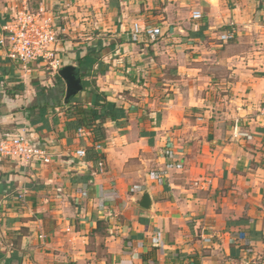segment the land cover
Segmentation results:
<instances>
[{
  "label": "crops",
  "instance_id": "obj_1",
  "mask_svg": "<svg viewBox=\"0 0 264 264\" xmlns=\"http://www.w3.org/2000/svg\"><path fill=\"white\" fill-rule=\"evenodd\" d=\"M26 6L55 14L60 69L0 46V138L51 163L0 160V264H264V0H0V38ZM69 66L108 104L103 173L67 127Z\"/></svg>",
  "mask_w": 264,
  "mask_h": 264
},
{
  "label": "built area",
  "instance_id": "obj_2",
  "mask_svg": "<svg viewBox=\"0 0 264 264\" xmlns=\"http://www.w3.org/2000/svg\"><path fill=\"white\" fill-rule=\"evenodd\" d=\"M194 20H202L203 13L200 10L192 12ZM55 14L49 12L44 7L32 9L28 6L20 10L14 18L5 26L6 34L0 38V46L7 50L8 58L16 64L27 67L34 62H45L54 71L60 69V62L53 50L59 43V33L55 27ZM157 38L162 35L160 28H141L139 24L133 27V37L137 40L142 36ZM235 33L228 31L220 36V41L228 43L234 39ZM264 126V105L260 109ZM87 131L80 129L78 134L86 136ZM96 152L103 150V145H94ZM79 158H86V150L77 151ZM11 160L32 164L41 162L50 164L51 158L47 152L40 147L33 145L30 140L23 135L2 136L0 138V160ZM99 172L105 169L104 162L99 160L97 165ZM87 189L83 191V196L87 197ZM241 239L244 235L241 234Z\"/></svg>",
  "mask_w": 264,
  "mask_h": 264
},
{
  "label": "trees",
  "instance_id": "obj_3",
  "mask_svg": "<svg viewBox=\"0 0 264 264\" xmlns=\"http://www.w3.org/2000/svg\"><path fill=\"white\" fill-rule=\"evenodd\" d=\"M107 102H102L93 107H86L76 101L75 97L68 100L67 127L78 132L80 129L87 130L93 137V143L101 144L107 139L106 121L110 118L106 110ZM87 159L98 165L102 155L95 152L94 147L86 150Z\"/></svg>",
  "mask_w": 264,
  "mask_h": 264
},
{
  "label": "water",
  "instance_id": "obj_4",
  "mask_svg": "<svg viewBox=\"0 0 264 264\" xmlns=\"http://www.w3.org/2000/svg\"><path fill=\"white\" fill-rule=\"evenodd\" d=\"M75 68L74 67H66L61 72L60 75L63 78V80L66 82L67 86V99H70L72 96H75L80 91L83 90V87L81 85L80 79L76 77L74 74ZM135 203L139 205L140 207L151 210L153 200L150 195L149 190L142 191L138 198L136 199Z\"/></svg>",
  "mask_w": 264,
  "mask_h": 264
},
{
  "label": "rangeland",
  "instance_id": "obj_5",
  "mask_svg": "<svg viewBox=\"0 0 264 264\" xmlns=\"http://www.w3.org/2000/svg\"><path fill=\"white\" fill-rule=\"evenodd\" d=\"M216 72L218 73V74H216L218 77L219 76L223 77V76H226L225 74H227L226 72L220 71V70H218ZM210 88H212V87H210ZM212 92H213V94L216 93L217 99H219L220 95H224L226 93L225 88L222 85L214 86ZM222 104H224V102H221V104L219 106L220 108H221ZM207 116H208V117H206L207 120H210V121L216 120L215 116L211 117L209 114Z\"/></svg>",
  "mask_w": 264,
  "mask_h": 264
}]
</instances>
